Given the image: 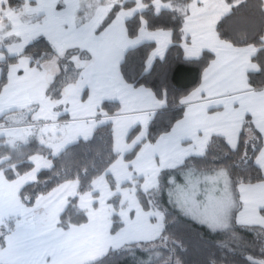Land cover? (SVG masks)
<instances>
[{
	"label": "snow or ice",
	"instance_id": "snow-or-ice-1",
	"mask_svg": "<svg viewBox=\"0 0 264 264\" xmlns=\"http://www.w3.org/2000/svg\"><path fill=\"white\" fill-rule=\"evenodd\" d=\"M0 264H264V0H0Z\"/></svg>",
	"mask_w": 264,
	"mask_h": 264
},
{
	"label": "trees",
	"instance_id": "trees-1",
	"mask_svg": "<svg viewBox=\"0 0 264 264\" xmlns=\"http://www.w3.org/2000/svg\"><path fill=\"white\" fill-rule=\"evenodd\" d=\"M194 79H195V76H194V74H193V75H191V76H189V77L187 78L186 83H191V82L194 81ZM224 239H225V242H227V243H231V241H230L227 237H225Z\"/></svg>",
	"mask_w": 264,
	"mask_h": 264
}]
</instances>
